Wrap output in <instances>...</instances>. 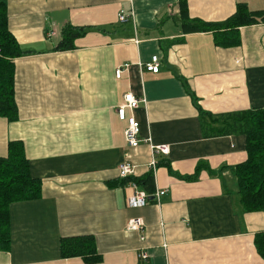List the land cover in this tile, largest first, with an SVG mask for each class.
Listing matches in <instances>:
<instances>
[{
	"label": "crops",
	"instance_id": "0c3cea01",
	"mask_svg": "<svg viewBox=\"0 0 264 264\" xmlns=\"http://www.w3.org/2000/svg\"><path fill=\"white\" fill-rule=\"evenodd\" d=\"M186 1L190 18L207 23L226 21L240 3L264 11V0ZM179 3L8 1L25 53L14 60L19 120L0 117V157L22 142L42 196L11 206L0 264H87L61 257V240L77 236L95 238L96 264H264V212H244L232 170L247 160L246 137L218 133L223 115L264 109V23L240 28L238 46H217L212 32L183 31ZM67 24L93 30L58 51ZM155 56L158 73L146 69ZM127 93L145 99L134 112L140 138L168 146L167 155L128 146L116 112ZM124 162L135 166L132 179L154 174L152 193L138 185L151 197L144 208L128 205L131 182L112 185ZM157 192L165 194L152 199ZM136 218L145 228L128 231Z\"/></svg>",
	"mask_w": 264,
	"mask_h": 264
},
{
	"label": "trees",
	"instance_id": "16d2710c",
	"mask_svg": "<svg viewBox=\"0 0 264 264\" xmlns=\"http://www.w3.org/2000/svg\"><path fill=\"white\" fill-rule=\"evenodd\" d=\"M8 1L0 0V117L9 123L19 120L16 101L15 63L22 57V47L10 31ZM182 29L186 34L209 33L216 35V45L238 46L239 30L242 27L264 23V11H250L246 4H238L235 13L222 23H207L191 19L186 0L179 3ZM90 27H77L67 24L61 31V39L56 50L66 52L77 49L76 40L83 38ZM222 30L224 32H222ZM220 36H224L219 38ZM218 133L237 134L246 137L247 160L232 169L237 178L238 194L244 212H264V109H249L223 115ZM142 186L152 193L154 174L142 179L131 177L121 179L112 185L125 186L128 183ZM42 181L32 176L30 161L22 142H10L7 157H0V252L10 250L12 231L10 208L14 203L40 199ZM264 258V249L258 247ZM63 259L81 258L87 264L102 261L92 236L63 238L60 243Z\"/></svg>",
	"mask_w": 264,
	"mask_h": 264
},
{
	"label": "built area",
	"instance_id": "2783aa9c",
	"mask_svg": "<svg viewBox=\"0 0 264 264\" xmlns=\"http://www.w3.org/2000/svg\"><path fill=\"white\" fill-rule=\"evenodd\" d=\"M129 19V16L121 11L118 15V20L120 23H125ZM131 64H124L116 70V78L121 79L123 74L130 69ZM146 69L153 73L159 72V63L158 57L155 56L152 58V61L146 65ZM145 103V99L137 98L133 93H127L124 96L123 103L118 105L116 112L118 119L126 123V128L124 131L125 140L129 147L135 149L138 148L141 142H145L151 145L152 152L154 154H168L169 148L166 145H154L153 139L151 137L147 139L140 138L141 125L137 118L134 115V112L140 108L141 103ZM155 165V161L152 162ZM118 172L121 178L132 177L135 174V166L131 163L124 162L119 165ZM132 187L135 189V193L130 196L127 201L128 205L131 208H144L146 207L151 200V197L143 190L138 188V185L131 183ZM165 194V192H157L154 194L152 199L160 200V198ZM145 228L144 222L142 219L136 218L132 219L128 224V231L135 232L140 231ZM145 241V237L141 238ZM141 259L146 261L148 256L146 254L141 255Z\"/></svg>",
	"mask_w": 264,
	"mask_h": 264
}]
</instances>
